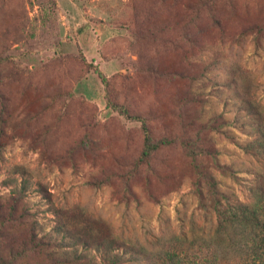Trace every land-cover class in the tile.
<instances>
[{
	"label": "rangeland",
	"instance_id": "rangeland-1",
	"mask_svg": "<svg viewBox=\"0 0 264 264\" xmlns=\"http://www.w3.org/2000/svg\"><path fill=\"white\" fill-rule=\"evenodd\" d=\"M111 103L170 143L139 163ZM259 125L264 0H0V257L133 264L127 246L200 232L199 172L249 201Z\"/></svg>",
	"mask_w": 264,
	"mask_h": 264
},
{
	"label": "trees",
	"instance_id": "trees-1",
	"mask_svg": "<svg viewBox=\"0 0 264 264\" xmlns=\"http://www.w3.org/2000/svg\"><path fill=\"white\" fill-rule=\"evenodd\" d=\"M208 2H203L208 5ZM208 7V6H206ZM258 31V28H256ZM98 72V70H95ZM99 76L104 81L100 72ZM106 81V80H105ZM112 108L125 115L126 118L138 121L143 134V147L139 156V163L148 161L163 145L170 143L166 138L155 140L150 133L148 118L140 114L131 113L126 107L111 103ZM251 115H261L258 111ZM256 136L245 144L256 159L264 167V127L258 126ZM194 145V144H193ZM191 144V146L193 147ZM192 156L195 155L194 149ZM216 162L215 157L213 158ZM217 163V162H216ZM226 169V166H220ZM197 186L200 188L202 179L208 182L210 200H198L197 205L205 216L206 225L200 232L194 229V221L187 232L161 236L157 239V246L143 250L129 247V251L136 253V258L128 259L133 264H264V168L254 173L253 183L249 187L250 200H237L233 191L222 190L212 174L199 172ZM199 190V189H198ZM199 192L202 195L201 190ZM214 218V220H212ZM112 245L115 240H111ZM121 255L109 256L110 264H120ZM0 264H12L0 257Z\"/></svg>",
	"mask_w": 264,
	"mask_h": 264
}]
</instances>
